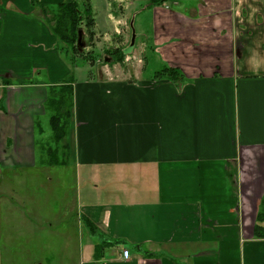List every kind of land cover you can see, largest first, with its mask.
I'll list each match as a JSON object with an SVG mask.
<instances>
[{
  "label": "crops",
  "instance_id": "crops-1",
  "mask_svg": "<svg viewBox=\"0 0 264 264\" xmlns=\"http://www.w3.org/2000/svg\"><path fill=\"white\" fill-rule=\"evenodd\" d=\"M149 3L136 12L155 62L183 74L176 83L73 80L41 7L0 0V196L14 203L16 171L61 166L90 180L83 264H264V0ZM64 81L65 153L48 164L36 131Z\"/></svg>",
  "mask_w": 264,
  "mask_h": 264
},
{
  "label": "rangeland",
  "instance_id": "rangeland-1",
  "mask_svg": "<svg viewBox=\"0 0 264 264\" xmlns=\"http://www.w3.org/2000/svg\"><path fill=\"white\" fill-rule=\"evenodd\" d=\"M76 1L81 4L86 0ZM146 1H86L91 8L94 25L86 26L85 21H81L82 41L85 43L81 50L83 56H78L71 46L58 43L59 52L73 80L80 81L89 76L97 78L100 75L134 80L141 78V75L146 77L151 74L155 60L149 48V35L144 34L149 29L148 15L136 12ZM42 14L45 21L52 19L51 14ZM132 28L136 34L135 44L132 51L125 54L124 50L131 41ZM139 28H142L143 34ZM116 50L123 52L120 61L114 54ZM145 56L151 58L148 64ZM35 77L45 79L43 75ZM55 92H58V88ZM67 110L68 102L61 111L65 113ZM36 134H41L44 139L39 147L42 158L48 160L54 157L56 149L59 157H62L65 146L61 144L62 141L55 143L49 116L45 122L42 121ZM8 177L17 191L12 196V204L0 196V264L86 263L88 255L84 246L87 235L80 216L83 202L80 195L88 184L90 189L91 181L85 182L83 177L76 180L74 171L61 166L46 168L42 172L16 171L8 173ZM98 184L100 187L101 183ZM26 199L34 203H24ZM7 208L12 211L7 212ZM108 254L109 251H105V255Z\"/></svg>",
  "mask_w": 264,
  "mask_h": 264
},
{
  "label": "trees",
  "instance_id": "trees-1",
  "mask_svg": "<svg viewBox=\"0 0 264 264\" xmlns=\"http://www.w3.org/2000/svg\"><path fill=\"white\" fill-rule=\"evenodd\" d=\"M32 4L41 7L43 13L52 15V19L46 21L51 33L56 37L59 42H63L66 45L71 46L78 56H83V52L78 49L77 46V32L81 28V21H85L86 26H93L94 21L92 18L91 8L88 2L84 1L79 4L76 0L64 1L53 7H50L38 0H31ZM170 0H149L150 6L161 5ZM151 55H153L152 46H149ZM114 54L117 55V61L123 59V52L116 50ZM150 56H145L146 63L151 61ZM154 60V59H153ZM153 70H151V79H165L172 82H178L183 80V74L178 68L168 66L166 63H155ZM146 71V70H145ZM71 81L60 84L59 87L54 88L47 100V109L51 112L50 125L52 128L53 139L55 143H59L64 139L66 134V128L68 126L69 110L72 106V88L70 86ZM58 88V92L55 90ZM67 112H62V107L67 105ZM48 164L57 162L56 156L47 160ZM258 221L264 223V195L260 202V211L258 213ZM85 224L90 231L94 230L92 223L85 221ZM255 234L264 236V229L260 226L255 227ZM102 249V247H101ZM100 255L99 249L96 251V256Z\"/></svg>",
  "mask_w": 264,
  "mask_h": 264
},
{
  "label": "water",
  "instance_id": "water-1",
  "mask_svg": "<svg viewBox=\"0 0 264 264\" xmlns=\"http://www.w3.org/2000/svg\"><path fill=\"white\" fill-rule=\"evenodd\" d=\"M82 34H83L82 29H79L77 32V46L80 51L85 47V43L82 41ZM135 37H136V34L132 28L131 41H130L129 46L124 50L125 54H128L132 51L134 44H135Z\"/></svg>",
  "mask_w": 264,
  "mask_h": 264
},
{
  "label": "built area",
  "instance_id": "built-area-1",
  "mask_svg": "<svg viewBox=\"0 0 264 264\" xmlns=\"http://www.w3.org/2000/svg\"><path fill=\"white\" fill-rule=\"evenodd\" d=\"M122 256H123V258H128V250H123L122 251Z\"/></svg>",
  "mask_w": 264,
  "mask_h": 264
}]
</instances>
